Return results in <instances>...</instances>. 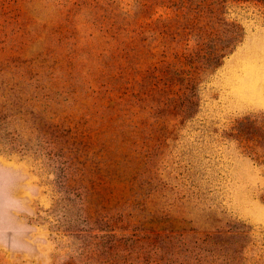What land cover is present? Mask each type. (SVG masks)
I'll return each mask as SVG.
<instances>
[{"label": "rangeland", "instance_id": "1", "mask_svg": "<svg viewBox=\"0 0 264 264\" xmlns=\"http://www.w3.org/2000/svg\"><path fill=\"white\" fill-rule=\"evenodd\" d=\"M261 135L264 0H0V264H264Z\"/></svg>", "mask_w": 264, "mask_h": 264}, {"label": "trees", "instance_id": "2", "mask_svg": "<svg viewBox=\"0 0 264 264\" xmlns=\"http://www.w3.org/2000/svg\"><path fill=\"white\" fill-rule=\"evenodd\" d=\"M251 128H252V120L248 119L247 117L242 118L234 126V129L238 133L236 137L239 138L240 140L253 139L255 135H244L246 132H248V130H251ZM261 137H264V136L261 135Z\"/></svg>", "mask_w": 264, "mask_h": 264}]
</instances>
